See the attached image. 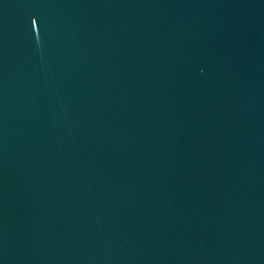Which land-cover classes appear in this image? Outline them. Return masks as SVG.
<instances>
[{
  "label": "water",
  "instance_id": "obj_1",
  "mask_svg": "<svg viewBox=\"0 0 264 264\" xmlns=\"http://www.w3.org/2000/svg\"><path fill=\"white\" fill-rule=\"evenodd\" d=\"M0 264H264V0H0Z\"/></svg>",
  "mask_w": 264,
  "mask_h": 264
}]
</instances>
